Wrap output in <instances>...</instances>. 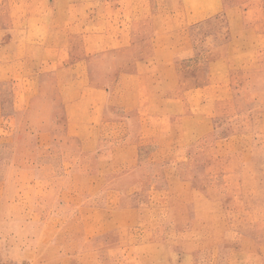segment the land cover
<instances>
[{
    "label": "rangeland",
    "instance_id": "obj_1",
    "mask_svg": "<svg viewBox=\"0 0 264 264\" xmlns=\"http://www.w3.org/2000/svg\"><path fill=\"white\" fill-rule=\"evenodd\" d=\"M0 264H264V0H0Z\"/></svg>",
    "mask_w": 264,
    "mask_h": 264
}]
</instances>
